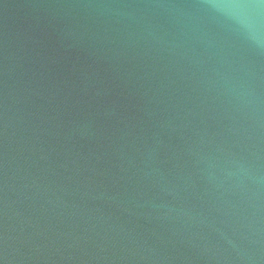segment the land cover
<instances>
[{
  "label": "water",
  "instance_id": "water-1",
  "mask_svg": "<svg viewBox=\"0 0 264 264\" xmlns=\"http://www.w3.org/2000/svg\"><path fill=\"white\" fill-rule=\"evenodd\" d=\"M0 264H264V0H0Z\"/></svg>",
  "mask_w": 264,
  "mask_h": 264
}]
</instances>
